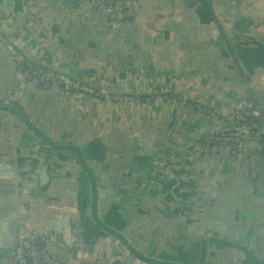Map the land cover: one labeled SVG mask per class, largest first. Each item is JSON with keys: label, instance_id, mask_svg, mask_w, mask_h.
Masks as SVG:
<instances>
[{"label": "crops", "instance_id": "0c3cea01", "mask_svg": "<svg viewBox=\"0 0 264 264\" xmlns=\"http://www.w3.org/2000/svg\"><path fill=\"white\" fill-rule=\"evenodd\" d=\"M112 1L114 25L72 1L0 0V34L25 71L74 75L135 100L68 101L31 88L0 45V264H12L21 219L48 264H145L123 239L151 262L197 264L205 241L207 264H253L217 241L264 262V0ZM121 36L134 47L114 44ZM232 103L259 116L240 157L210 141ZM22 118L84 164L48 148ZM47 160L41 191L34 172Z\"/></svg>", "mask_w": 264, "mask_h": 264}, {"label": "built area", "instance_id": "2783aa9c", "mask_svg": "<svg viewBox=\"0 0 264 264\" xmlns=\"http://www.w3.org/2000/svg\"><path fill=\"white\" fill-rule=\"evenodd\" d=\"M73 3L79 4L83 8H93L98 14L104 18H110V23L114 25L116 21L113 17V8L110 0H71ZM230 4H236L238 0H225ZM0 45L10 56L16 70L18 69L22 80L27 84L30 83L34 88H43L49 91L59 90L68 101H73L74 96L90 98L93 101H102L109 103L111 99L104 95L101 97L98 91L84 88L78 84L68 80L67 78L52 73L32 72L23 70V59L14 50L12 46L7 44L0 34ZM90 81V80H89ZM96 92V93H95ZM102 98V99H100ZM119 102V101H118ZM125 103V101H122ZM240 106H248L246 103H239ZM250 114L253 117L258 116L257 113L241 112L237 108L234 110L231 120L218 128L210 137L211 144L216 148L227 150L236 157L243 156L245 139L251 133L248 119ZM39 235L28 229L24 220L19 222V230L15 236V244L11 253L12 264H48L46 258L40 251Z\"/></svg>", "mask_w": 264, "mask_h": 264}, {"label": "water", "instance_id": "95a60500", "mask_svg": "<svg viewBox=\"0 0 264 264\" xmlns=\"http://www.w3.org/2000/svg\"><path fill=\"white\" fill-rule=\"evenodd\" d=\"M116 43L114 44H119L120 46H122V42H124V46H129V47H134V42L132 41H129L128 38H126L125 36H121L120 39H115V38H112ZM128 39V40H127ZM168 49H190L189 47H187L186 45H172V46H168L167 47ZM59 75L67 78L68 80L78 84L79 86L81 87H84V88H89L93 91H103L101 90V88L95 84H92L89 80H86V79H82V78H79V77H76L74 75H69V74H64V73H60ZM108 94L110 96H113V97H120V98H130L132 96H130L129 94H120V93H115V92H108ZM233 104V103H232ZM234 107H236L238 110H240L241 112H249V113H255V108L253 105H248V106H240L238 103H234L233 104ZM6 107H2L1 109H5ZM17 114L21 115L20 112H18ZM22 116V115H21ZM24 118V117H23ZM22 118V119H23ZM259 116H256V119H258ZM24 121V124L25 126H27V128L29 129V131L35 135L38 140L40 142H42L44 145H46L48 148H50L51 150H54V151H57V152H64V151H70V152H73L75 153L78 158H79V161L81 162V164L83 165L84 164V161H83V158H82V155L80 154V151L72 146H59L53 142H51L48 138H46L43 134H41L35 127H33L26 119H23ZM48 172H49V162L48 160L43 164V167L36 170L34 172V174L37 176V187L42 191L46 188L47 186V183H48V180H49V175H48ZM86 198L85 196H81L80 197V200H79V203H78V210H79V213H80V217H82L84 220H86V217H87V207H86ZM243 213H247V215L251 216L252 218L254 216H257V218L259 217L258 215L252 213V212H249L248 210H246L245 212ZM226 215V214H224ZM230 218H234L232 220V222H235V223H238V224H246V225H251L252 224V221H250L249 217H240V216H234V217H230ZM223 220H228L226 218H223ZM229 221V220H228ZM29 229V228H28ZM30 230V229H29ZM122 243H123V246L126 248L127 252H129V254H131L135 259H137L138 261L142 262V263H145V264H189L190 262H186L180 258H176V259H170L166 256H162L159 258V260H162V261H167L168 263H165V262H151L149 260H146L144 258H142L140 255H138L127 243L126 241L123 239V240H120ZM211 241H205V244L203 245L202 247V250L199 254V260H198V263L197 264H207L206 263V259H205V245L207 244H210ZM216 243L218 244H221V245H224V246H228L230 248H232L233 250H237L239 251L240 253H242L243 255L246 256L247 260L251 261L253 264H264V262H259V261H256V259L254 258V256L245 248L241 247V246H238V245H230L226 242H222V241H217Z\"/></svg>", "mask_w": 264, "mask_h": 264}, {"label": "trees", "instance_id": "16d2710c", "mask_svg": "<svg viewBox=\"0 0 264 264\" xmlns=\"http://www.w3.org/2000/svg\"><path fill=\"white\" fill-rule=\"evenodd\" d=\"M67 1L71 2L70 0H67ZM110 3H111V6L113 8L114 7L113 1L110 0ZM106 20L110 21V18H106ZM23 70H26V67H23ZM29 72L32 73V72H36V71H29ZM40 89H43V88H40ZM97 93L100 94L101 97H103L104 95L108 94L106 91H98ZM108 96L111 99V101H114L116 103H118V101L121 100V99H123V101H125V102L128 101V100H133V99H126V98H117V97L110 96L109 94H108ZM100 99H102V98H100ZM133 101H135V100H133ZM256 121H257V119L250 114V118L248 119L249 127H251V124L256 123ZM202 143H204V141ZM201 147L203 148V146H201Z\"/></svg>", "mask_w": 264, "mask_h": 264}, {"label": "rangeland", "instance_id": "374dc122", "mask_svg": "<svg viewBox=\"0 0 264 264\" xmlns=\"http://www.w3.org/2000/svg\"><path fill=\"white\" fill-rule=\"evenodd\" d=\"M27 86H30L31 88H34L30 83H27L26 84ZM43 90H45V89H43ZM74 97H76V96H74ZM122 105H125V103H121Z\"/></svg>", "mask_w": 264, "mask_h": 264}, {"label": "flooded vegetation", "instance_id": "af4514ba", "mask_svg": "<svg viewBox=\"0 0 264 264\" xmlns=\"http://www.w3.org/2000/svg\"><path fill=\"white\" fill-rule=\"evenodd\" d=\"M22 220V219H21ZM24 220V219H23ZM25 223H26V221H24ZM27 226V225H26ZM105 228V227H104ZM126 241V240H125ZM127 244L129 243V242H126Z\"/></svg>", "mask_w": 264, "mask_h": 264}]
</instances>
